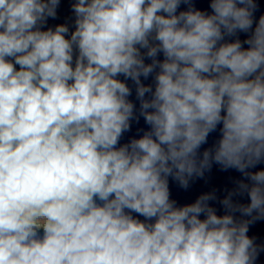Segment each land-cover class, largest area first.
<instances>
[{"label": "clouds", "instance_id": "9594fccd", "mask_svg": "<svg viewBox=\"0 0 264 264\" xmlns=\"http://www.w3.org/2000/svg\"><path fill=\"white\" fill-rule=\"evenodd\" d=\"M59 3L0 0V264H256L264 247L247 233L264 219V170L249 169L264 162V15L253 30L255 0H211V14L191 0H75L70 38L64 24L41 30ZM250 30L246 49L222 42ZM153 72L154 91L141 82ZM121 75L150 130L117 147L136 119ZM213 164L249 181L220 200L224 214L210 206L215 192L183 206L170 199L169 176L187 189ZM245 193L249 203L234 202Z\"/></svg>", "mask_w": 264, "mask_h": 264}, {"label": "water", "instance_id": "95a60500", "mask_svg": "<svg viewBox=\"0 0 264 264\" xmlns=\"http://www.w3.org/2000/svg\"><path fill=\"white\" fill-rule=\"evenodd\" d=\"M211 0H191L192 7L195 9L205 11L211 14L210 8ZM257 8L254 12V23L253 30L256 23L258 22L261 15H264V0H255ZM75 3V0H60V3L56 9V17H49L46 19V22L41 26V30H47L52 28L53 30L57 25L64 24L69 28V33L66 38H70L71 32L75 30V14L72 11V5ZM188 5L181 4L179 11L187 10ZM250 30L248 33L237 32L236 36L225 37V40L222 42H234L235 39L239 38L242 42L243 48H248L247 44H243V41L251 35ZM146 49H141L142 55L146 53ZM78 55V50L74 48L73 56V67L75 65V58ZM157 59L163 60V54L160 53L157 56ZM145 63H151V59L145 57ZM19 66L17 65V68ZM158 71V69L156 70ZM155 72L149 75L147 79L141 77V82L146 86H152L153 91L155 89ZM118 79L125 82L131 89V95L128 99L135 105L134 115L136 119H133L131 123L130 130L125 132L120 138L119 144L117 147L123 146L131 141L133 138L141 137L145 131L150 130V126L147 125L144 121V118L140 116V102L136 96V85L131 79H125L124 76H118ZM146 99L151 98V94H146ZM151 111V109L149 110ZM222 125H218L215 132L209 134L206 144L201 145L199 149V154L202 155L205 149L211 148L220 138V128ZM264 170V162L256 165L255 168L249 169V171ZM239 180H244V182L249 183V181L243 176L242 173L235 169L222 170L219 165L213 164L210 171H206L205 175L201 177H193L187 189L182 188L179 183L174 180L171 176L168 177L169 181V190H170V199L176 201L177 206H183L186 204L194 203L195 200L202 194L215 192L217 199L215 201H210V206L214 207L217 210L218 215L224 214L223 206L220 204V200L223 199L228 192L232 191L237 187L236 182ZM234 202H239L242 204L249 203V198L247 194L238 195L233 197ZM99 203V201H97ZM128 211V210H126ZM133 218L140 219L144 221V217L139 216L136 213H130ZM238 219H251L250 217H241L239 213L235 214ZM255 215V213H254ZM203 219V215H201ZM149 223L153 221H147ZM248 236L254 239L255 244L258 246L264 247V219H258L249 224ZM42 235V231H41ZM256 264H264V251L259 253Z\"/></svg>", "mask_w": 264, "mask_h": 264}]
</instances>
